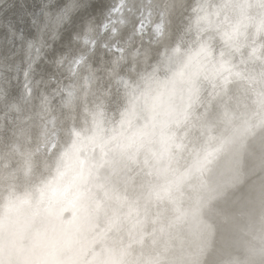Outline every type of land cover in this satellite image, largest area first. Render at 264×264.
Returning a JSON list of instances; mask_svg holds the SVG:
<instances>
[{"label": "snow or ice", "instance_id": "6c2138e0", "mask_svg": "<svg viewBox=\"0 0 264 264\" xmlns=\"http://www.w3.org/2000/svg\"><path fill=\"white\" fill-rule=\"evenodd\" d=\"M41 5L0 51V264H264V0ZM69 199L104 223L91 261Z\"/></svg>", "mask_w": 264, "mask_h": 264}, {"label": "bare ground", "instance_id": "6f19581e", "mask_svg": "<svg viewBox=\"0 0 264 264\" xmlns=\"http://www.w3.org/2000/svg\"><path fill=\"white\" fill-rule=\"evenodd\" d=\"M62 2L63 0H52V3L56 5H60ZM89 2L97 6H102L103 4L108 3L109 0H89ZM41 6V0H0V48H2L0 51H4L6 56H11L12 53L20 51L19 46L16 47V45L19 44V41L17 40L16 35H13L9 32V26H11L15 33L23 31L26 36L31 37L36 31L33 27L32 20L40 19L37 13ZM81 15H84V13ZM119 19L120 17L117 15H113L112 17V21L118 28L122 27V25L119 24ZM145 23L146 28L151 27L147 24V21ZM79 25L80 16L77 15L74 24L69 25L67 29L62 31V38L55 45L57 50H59L60 46L67 41L69 31L74 27L78 28ZM44 54L45 53L42 52V55ZM46 55L50 58L51 53H46ZM14 62L15 60L9 61V63ZM143 122L144 121H140L141 124ZM179 135H183V133H179ZM89 151L91 152V150ZM181 163L183 164L184 161L182 160ZM24 191L25 188L21 187L18 189V195L22 196ZM58 211L60 214V219L57 224L58 227L63 230L64 239L67 244V255L73 257L78 256L81 261H91L93 259V254H99L102 250H93L94 244L102 242L101 247H105V237L101 234L103 230L101 231L100 229L98 231L92 225L86 223L81 218L80 213L73 209L70 199L68 201L60 202L58 204ZM258 212L259 209L257 207V214ZM147 231L151 232V228H147ZM109 236H111V234L108 235V237ZM113 239H115V237ZM23 243L26 245L29 243L27 237H25ZM109 243H111V241Z\"/></svg>", "mask_w": 264, "mask_h": 264}, {"label": "water", "instance_id": "95a60500", "mask_svg": "<svg viewBox=\"0 0 264 264\" xmlns=\"http://www.w3.org/2000/svg\"><path fill=\"white\" fill-rule=\"evenodd\" d=\"M252 100H254V97H250L247 101H245L249 105L250 108H253ZM253 197H254V194H250L246 189H240L234 194V199L237 203V207L241 201L251 199ZM239 223H240L241 228H243L244 224L246 223V220H243L241 218ZM148 228L150 229L151 226H148ZM239 238L241 240L243 239V232L240 233ZM148 243L150 244L151 241H148Z\"/></svg>", "mask_w": 264, "mask_h": 264}, {"label": "rangeland", "instance_id": "374dc122", "mask_svg": "<svg viewBox=\"0 0 264 264\" xmlns=\"http://www.w3.org/2000/svg\"><path fill=\"white\" fill-rule=\"evenodd\" d=\"M141 121H143V120H141ZM175 130V129H174ZM89 150H91L90 148H88V149H86V155L88 154V155H91L92 153L89 151ZM101 223H103V221L102 222H100L99 224V230L101 229V231L104 229V223L103 224H101ZM108 235H110V234H108ZM114 235V236H113ZM124 235V238H125V241H127V236H126V233H124L123 234ZM116 238V234H111V236H107V240H108V243L110 242V241H112L113 240V238ZM109 238V239H108ZM104 245H105V243H104ZM102 246V242L100 243V242H98V243H96V244H94V246H93V250H101L103 247H101Z\"/></svg>", "mask_w": 264, "mask_h": 264}]
</instances>
